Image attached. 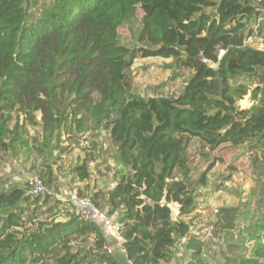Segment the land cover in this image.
I'll list each match as a JSON object with an SVG mask.
<instances>
[{
  "label": "trees",
  "instance_id": "1",
  "mask_svg": "<svg viewBox=\"0 0 264 264\" xmlns=\"http://www.w3.org/2000/svg\"><path fill=\"white\" fill-rule=\"evenodd\" d=\"M139 8L128 47L119 30ZM151 57L170 59L171 79L184 78L179 91H135L133 63ZM62 130L61 152H77L71 180L87 183L77 193L121 223L132 264L169 263L181 240L185 264H214L213 241L240 251L230 264L264 260V189L256 207L222 204L199 225L209 180L196 162L229 144L264 164V0H0V158L44 152ZM98 156L115 162L116 184L90 192ZM228 169L224 182L237 167ZM39 171L53 191L32 195L0 176V264H120L102 224L54 193L53 167ZM232 240L257 242V251L246 257Z\"/></svg>",
  "mask_w": 264,
  "mask_h": 264
},
{
  "label": "rangeland",
  "instance_id": "2",
  "mask_svg": "<svg viewBox=\"0 0 264 264\" xmlns=\"http://www.w3.org/2000/svg\"><path fill=\"white\" fill-rule=\"evenodd\" d=\"M32 13H34V17L36 15L34 9ZM142 15L143 10L139 8L135 18L120 28V40L123 45L133 47L137 44L136 35L141 27ZM255 40L258 41L256 38H250L249 42L256 44ZM256 45H261V43ZM169 61L170 59L168 58L152 57L136 59L132 66L135 91L141 95L152 94L154 90L162 91L165 94L179 91L183 86L184 78L171 79V69L165 66ZM250 98L247 95L240 101V104L242 106L250 105ZM30 128L32 133H35L36 129H40L37 126ZM103 140L106 141L105 148L113 155L111 141L107 139V136L103 137ZM40 141H42V138ZM68 143L66 130H62L61 135L52 140L51 146L44 148V152L34 149V152L28 153V156H20L18 158L10 153L3 155V158H0V176L8 178L11 182L25 185L28 184L27 181L30 176H38L40 174L39 170L46 169L49 164L53 167L54 177L56 178L55 183L58 186V191H54V193L62 201H71L69 198L70 193L76 189V186L69 181L68 171L70 165L76 160L77 152L69 154L65 151L62 153V148ZM196 147L197 142L192 141L190 145L191 155L195 154ZM47 152H51L52 155H47ZM216 156L215 162L211 165L213 158ZM103 157L105 158V156ZM101 160L102 157L98 156L96 162L92 164L93 178L100 176L103 172L102 169L105 171L104 174L111 178L110 173H113V170H110L111 166L103 164ZM196 162L200 164L199 173L205 170L208 171L209 180L208 186L199 191L201 193V196H199V213L203 219L199 225H204L206 216L211 215L215 208L222 204H237L242 201L250 202L253 207L257 206V198L262 196L261 193L264 189V164L255 165L252 163V158L248 157L244 145L239 147L229 144L223 145L217 151H214L208 160L197 155ZM230 164H234L237 169L233 171L232 178L224 182L222 175H226L229 172L228 166ZM101 166L102 169H100ZM218 183H220L219 189H217ZM46 187L49 191H53L50 187ZM263 209L264 204L257 212L261 213ZM258 213L256 214L257 217L260 216ZM254 245L258 247L257 242H254ZM219 254L221 255V252Z\"/></svg>",
  "mask_w": 264,
  "mask_h": 264
},
{
  "label": "crops",
  "instance_id": "3",
  "mask_svg": "<svg viewBox=\"0 0 264 264\" xmlns=\"http://www.w3.org/2000/svg\"><path fill=\"white\" fill-rule=\"evenodd\" d=\"M251 43V41H250ZM255 43L258 44L260 43L259 41H256L255 40ZM256 44H252L254 46H257ZM104 157L102 158L101 162L105 165H110L111 166V171L113 170V167L115 166V162L112 161V159L110 157H106L105 156V162H104ZM94 163V162H93ZM113 166V167H112ZM93 168V167H92ZM100 169H102V166L100 167ZM102 174L100 176H96L95 178L92 177V180L90 182V188L88 189L90 192H93L95 190H98V189H107V188H112L114 187V185L116 184V182H114L113 180V173L111 172V178H108V176L106 174H104V169H102ZM70 176V182L75 184L74 186H76L75 188L78 190V186L81 187L83 190H87L86 189V186H87V183H82L80 181H72L71 180V175L69 174ZM172 210H173V216L176 217L179 210H178V204L177 203H171L170 204ZM216 209L215 208V212H216ZM183 240H181L180 242L177 243L176 245V256L175 258L169 262V263H164V264H185L186 263V259H187V252L183 246ZM231 244L233 245H239V246H244V249L242 251V253H244V255L246 257H250L251 255H253L255 253V250L257 251V247L254 245V241H247L245 243L243 242H239V241H236V240H232L230 242ZM110 245H111V248L112 249H116V247H118V245L115 243V240L114 239H111L110 240ZM212 247L210 248V253L213 254V251H219L220 253V250L222 249V252H221V255H216V262L214 264H230L229 262H231V260L234 259V257H236L238 254H240V251L236 249V253L233 252V251H229V248H228V245L226 243H222V245H217L215 244V242L213 241L212 242ZM121 247V246H120ZM234 247V246H233ZM234 263V262H232ZM261 264H264V260L262 261Z\"/></svg>",
  "mask_w": 264,
  "mask_h": 264
},
{
  "label": "built area",
  "instance_id": "4",
  "mask_svg": "<svg viewBox=\"0 0 264 264\" xmlns=\"http://www.w3.org/2000/svg\"><path fill=\"white\" fill-rule=\"evenodd\" d=\"M29 192L32 195H38L46 191V186L42 179L37 175H32L28 179ZM72 202L77 207V212L86 220L99 221L105 233L110 239H114L115 243H121V223L118 222L113 216H110L107 211L99 208L89 195H79L75 189L70 193ZM110 250H114L109 247Z\"/></svg>",
  "mask_w": 264,
  "mask_h": 264
},
{
  "label": "water",
  "instance_id": "5",
  "mask_svg": "<svg viewBox=\"0 0 264 264\" xmlns=\"http://www.w3.org/2000/svg\"><path fill=\"white\" fill-rule=\"evenodd\" d=\"M114 255H115L116 260L120 264H132V262L129 260L125 252L121 249L120 245H118V247H116V249L114 250Z\"/></svg>",
  "mask_w": 264,
  "mask_h": 264
}]
</instances>
